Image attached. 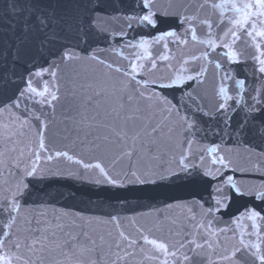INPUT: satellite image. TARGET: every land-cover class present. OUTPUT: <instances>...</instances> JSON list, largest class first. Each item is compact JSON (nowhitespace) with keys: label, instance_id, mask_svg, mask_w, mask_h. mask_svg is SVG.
<instances>
[{"label":"snow or ice","instance_id":"1","mask_svg":"<svg viewBox=\"0 0 264 264\" xmlns=\"http://www.w3.org/2000/svg\"><path fill=\"white\" fill-rule=\"evenodd\" d=\"M175 6L176 0H167L165 6L159 0H11L12 18L6 21L9 27L0 33V116L9 120L5 130L17 123L23 128L35 122L40 136L38 147L46 151L44 132L61 103L63 70L94 60L108 70L104 83L112 73L120 77L119 88L115 89L117 102L110 115L120 129L116 140L124 144L131 140V146L108 167L100 161H76L85 170H98L99 178L94 183L111 190L108 203L113 211L106 214L108 222L120 228L121 211L131 199L161 195L165 197L160 201L164 207L175 205L186 213L176 233L182 238L173 243L139 226L135 236L121 229L118 238L111 233L109 239L103 235L93 238L81 228L78 234L68 232L61 240L66 226L55 218L49 223L33 217L24 221L26 227L19 225L22 209L37 201L43 203L42 197L49 193L35 187L33 179L44 175L35 163L23 167L13 163L8 171L13 183L0 196V264H41L42 258L54 250L66 259L78 251L81 255L95 252L99 258L105 246L115 256L113 264H127L137 250L143 253L146 247L152 254L149 258L157 264H203L208 259L205 252L215 253L218 247L225 252L219 256L221 262L264 264V173L258 183L237 178V169L231 167L232 161L216 143L227 137L237 143L248 142L249 150L256 147V141L264 146V90L249 89L248 72L240 68L250 61L253 77L264 80V0H203L196 5L197 12L205 6L218 10L216 20L189 13L192 0H186L183 11L174 10ZM103 16L123 21L115 36L101 33L98 22ZM198 29L204 32L206 50L193 61L206 60L221 80L211 110L198 91L207 68L201 65L194 71H176L166 63L169 54L153 57L150 52L151 44L161 42L168 49L169 38L178 46L186 45L189 38L196 41ZM145 31L147 36L142 34ZM130 32L137 35L125 39ZM101 36L106 42L117 38L124 41L120 58L126 63L101 57L97 47ZM123 49L130 50L127 56ZM162 63L173 75L152 77ZM228 80L235 83L234 96L223 83ZM88 89L92 95L81 97V103L88 107L107 92L103 84L96 82ZM177 131L182 150L170 160L116 169L120 159L131 160L137 155V144L153 160L161 159L153 153V147L161 137H171ZM7 139L12 141V135ZM109 139L103 137L104 142ZM205 142L211 146L198 153L192 151V144ZM93 147L99 149L101 144L94 143ZM206 154L210 165L204 163ZM32 155L35 161L41 160L38 151ZM55 155L72 159L66 152ZM245 175L241 172V177ZM238 201L244 203L225 220L224 214ZM232 240L235 243L226 247V242Z\"/></svg>","mask_w":264,"mask_h":264},{"label":"water","instance_id":"2","mask_svg":"<svg viewBox=\"0 0 264 264\" xmlns=\"http://www.w3.org/2000/svg\"><path fill=\"white\" fill-rule=\"evenodd\" d=\"M159 3L161 6H165L167 0H159ZM185 3L186 0H176L174 10L183 11ZM192 3L193 7L188 9L189 13H196L201 19H217L218 10H213L211 7L205 6L197 12L196 5L203 3V0H192ZM10 4L11 0H0V33L9 27L6 21H10L12 18ZM226 15H230V13H226ZM122 26L123 21L111 16H103L98 22L101 33H110L113 36L119 32ZM162 27H166V25ZM142 34L148 35L146 31ZM133 35H137V32H130L125 39H131ZM197 35L196 41L189 38L186 45L179 46L172 42V38H169L168 49L163 47V42L151 44L150 52L153 57L169 54L170 60L166 63L171 64L176 71L182 68L194 71L201 65L207 68V76L199 85L198 91L204 98L206 107L211 110L215 107L221 80L214 66L206 60L193 61V57L200 56L206 50V44L202 42L205 39L204 32L198 29ZM5 38L7 37L5 36ZM123 43L124 41L118 38L106 42L101 36L97 41V47L103 59L123 64L126 63L120 58ZM129 51V49H123V54L127 56ZM240 68L246 69L248 72L246 86L249 89L255 87L264 90V80L253 77L250 61L240 65ZM107 71L104 66L91 59L79 64H72L63 70L61 103L56 106L55 113L50 117L47 130L44 132L46 151L40 150L38 147L40 136L35 122H31V126L25 124L23 128L17 123L15 127H10L6 131L4 125L9 124L8 117L0 116V153H4L0 156V196H3L5 189L13 183V177L8 175L9 165L19 163L23 167L35 163L44 175L30 179H33L37 189H43L49 195L42 197L43 203L37 201L22 209L19 221L21 227H26L24 221L31 220L33 217L49 223L55 218L57 223L66 226L65 236L60 238L63 240L67 238L68 232L76 235L81 228L93 238L103 235L109 239V233L113 238H118V231L121 229L135 236L137 234L136 227L139 226L152 229V234L155 237L167 239L173 243L182 238L176 233L180 232L179 222L186 210L175 205L171 208L164 207L160 202L165 199L162 195L157 198L131 199L128 206L121 211V224L118 228L117 225L108 222L106 215L113 211L108 203L111 190L94 183L99 178L98 170L94 168L85 170L82 164L76 162L77 160L84 163L100 161L108 167L113 160H116L123 151L131 146V140L124 144L115 138L120 129L118 122L112 119L110 113L117 102L115 89L119 88L120 77L112 73L107 78V83H104V74ZM239 74L243 78V73ZM170 75H173L172 70L163 63L151 74L152 77ZM93 82L103 84L107 92L102 99L88 107L81 103V97L92 95L88 85ZM223 83L228 88L229 95L234 96L236 94L235 83L231 80ZM81 85L84 87L82 88ZM244 95L247 98L248 92H245ZM69 105L72 106L71 111H69ZM67 115H70L71 119H66ZM8 135H12V141L7 139ZM106 135L110 138L108 142L103 141V137ZM97 137L100 139L97 140ZM181 139L178 131L171 137L167 135L161 137L153 147V153L161 158L157 160H153L146 150L140 149L137 144V155L133 156L131 160L127 157L120 159L116 164V169H127L129 164L144 167L168 161L174 154H179L182 150ZM94 143H100L101 147L99 149L93 147ZM216 143L219 144L220 152L232 161L231 167L237 169V178L254 183L259 182L261 173H264V146L260 145L259 141H256V147L252 150H249L248 142L237 143L227 137L224 142L216 140ZM209 146L211 145L207 142L194 143L191 148L193 152L198 153ZM12 148L16 150L12 151ZM34 151L39 152L41 160L35 161V157L32 155ZM56 152H66L72 159L69 160L66 156L57 157ZM49 155L53 157L51 160L47 159ZM204 163L210 165V158L207 154ZM11 171L15 170L11 169ZM241 172H245L246 175L241 177ZM5 181H8V184H5ZM243 203V201H238L229 209L228 213L224 214V219L227 220L229 215L235 213ZM133 220L135 224L130 223ZM174 221L176 223H173ZM220 239L223 241L225 237L221 236ZM234 243V240L227 241L225 246L230 248ZM224 254V249L219 247L216 248L215 253L206 251L205 255L208 259L204 260L203 264H227L226 261L219 260V256ZM151 255V251L147 247L143 253L137 250L136 255L127 260V264H157L154 259L149 258ZM33 259L36 258L33 257ZM114 260L113 252L105 246L99 258L95 252H85L81 255L78 251L76 256L66 259L60 255L59 250H54L42 258L41 264H94L97 261L98 264H113Z\"/></svg>","mask_w":264,"mask_h":264}]
</instances>
